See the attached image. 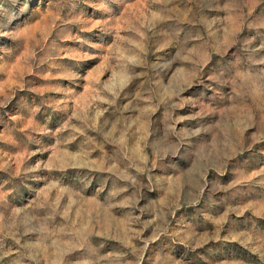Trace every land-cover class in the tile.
<instances>
[{"label": "rangeland", "instance_id": "rangeland-1", "mask_svg": "<svg viewBox=\"0 0 264 264\" xmlns=\"http://www.w3.org/2000/svg\"><path fill=\"white\" fill-rule=\"evenodd\" d=\"M0 264H264V0H0Z\"/></svg>", "mask_w": 264, "mask_h": 264}]
</instances>
